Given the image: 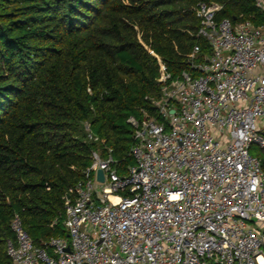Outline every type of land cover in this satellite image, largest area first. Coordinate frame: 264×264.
I'll list each match as a JSON object with an SVG mask.
<instances>
[{"label":"built area","instance_id":"1","mask_svg":"<svg viewBox=\"0 0 264 264\" xmlns=\"http://www.w3.org/2000/svg\"><path fill=\"white\" fill-rule=\"evenodd\" d=\"M251 1L261 26L197 4L196 36L211 54L197 64L195 46L176 79L158 60L155 116L127 120L133 165L121 173L110 150L92 151L65 198L67 239L36 247L15 215L11 264H264V172L251 153H264V0Z\"/></svg>","mask_w":264,"mask_h":264},{"label":"trees","instance_id":"2","mask_svg":"<svg viewBox=\"0 0 264 264\" xmlns=\"http://www.w3.org/2000/svg\"><path fill=\"white\" fill-rule=\"evenodd\" d=\"M200 2L221 6L218 21L263 23L251 0H0V264L15 215L36 247L67 239L65 198L92 151L133 165L127 120L155 116L158 60L176 79L211 54Z\"/></svg>","mask_w":264,"mask_h":264},{"label":"water","instance_id":"3","mask_svg":"<svg viewBox=\"0 0 264 264\" xmlns=\"http://www.w3.org/2000/svg\"><path fill=\"white\" fill-rule=\"evenodd\" d=\"M171 113H173V112H171ZM97 180L100 181V182L104 181L103 172L100 171V170L97 171Z\"/></svg>","mask_w":264,"mask_h":264},{"label":"rangeland","instance_id":"4","mask_svg":"<svg viewBox=\"0 0 264 264\" xmlns=\"http://www.w3.org/2000/svg\"><path fill=\"white\" fill-rule=\"evenodd\" d=\"M251 153L257 155L258 153H261V151L257 147H252Z\"/></svg>","mask_w":264,"mask_h":264},{"label":"bare ground","instance_id":"5","mask_svg":"<svg viewBox=\"0 0 264 264\" xmlns=\"http://www.w3.org/2000/svg\"><path fill=\"white\" fill-rule=\"evenodd\" d=\"M262 262V260H260Z\"/></svg>","mask_w":264,"mask_h":264}]
</instances>
